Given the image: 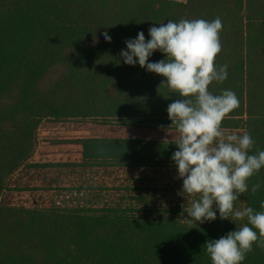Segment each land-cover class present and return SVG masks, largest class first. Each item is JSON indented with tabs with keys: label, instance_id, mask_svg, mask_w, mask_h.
Instances as JSON below:
<instances>
[{
	"label": "trees",
	"instance_id": "16d2710c",
	"mask_svg": "<svg viewBox=\"0 0 264 264\" xmlns=\"http://www.w3.org/2000/svg\"><path fill=\"white\" fill-rule=\"evenodd\" d=\"M217 17L223 29L215 64L228 66L227 79L213 82L209 91L236 93L240 106L222 127L250 133L255 141L250 154H255L264 150V0H0V196L33 153L42 121L166 131L171 125L167 106L181 97L159 87L163 77L138 63L125 64L120 56L125 41L141 31L148 40L150 27L169 20ZM164 58L156 51L149 62ZM164 140L82 139L77 142L80 161L61 167L176 169L171 156L177 146ZM255 183L262 187L253 195ZM248 185L239 198L243 207L264 211V168ZM125 190L121 201H130L126 206L0 204V264H211L205 243L246 223L162 218L151 209V200L163 189ZM253 249L242 264H264V250Z\"/></svg>",
	"mask_w": 264,
	"mask_h": 264
},
{
	"label": "clouds",
	"instance_id": "9594fccd",
	"mask_svg": "<svg viewBox=\"0 0 264 264\" xmlns=\"http://www.w3.org/2000/svg\"><path fill=\"white\" fill-rule=\"evenodd\" d=\"M222 29L219 17L212 21L169 20L150 27L148 40L143 31L127 39L120 56L127 65L138 63L163 77L159 87L163 85L181 97L167 106L171 125L165 130L175 126V135L165 140L177 146L171 160L183 182L178 195L191 198L187 209L190 219L186 220L211 222L217 219V211L221 220H246L236 230L205 243L211 264H242L253 245L264 250V211L235 207L240 196L249 191L250 178L264 168V150L250 154L255 145L250 133H231L222 127L224 119L240 106L236 93L223 90L215 95L209 91L213 82L227 79L228 66L215 64L222 50ZM103 35L111 42L107 32ZM156 51L165 58L149 62ZM261 187L253 184L251 193L255 195ZM260 207L264 209V201Z\"/></svg>",
	"mask_w": 264,
	"mask_h": 264
},
{
	"label": "rangeland",
	"instance_id": "374dc122",
	"mask_svg": "<svg viewBox=\"0 0 264 264\" xmlns=\"http://www.w3.org/2000/svg\"><path fill=\"white\" fill-rule=\"evenodd\" d=\"M227 131L242 134L240 130ZM174 135L175 131L142 132L118 126H100L83 120L42 121L36 133L33 153L7 180L0 196V204L25 208H70L105 206L121 202L126 206L130 201H121L123 190L127 194L125 188L157 186L163 189L153 195L151 200V209L159 212L157 216L165 218L171 215L188 221L186 219L190 217L187 209L190 207L191 198L186 200L178 195L183 182L177 178V169L143 168L131 171L115 168L78 170L74 167H61L62 164L80 161L81 148L77 142L82 139L131 137L171 140ZM140 206L145 208L144 205ZM235 207L242 209V201L237 200ZM175 210L181 211V214L173 213ZM192 221L195 222H190ZM211 222L239 226L242 221L234 223L221 220L217 211V219Z\"/></svg>",
	"mask_w": 264,
	"mask_h": 264
}]
</instances>
